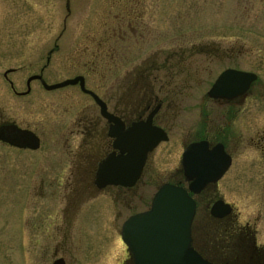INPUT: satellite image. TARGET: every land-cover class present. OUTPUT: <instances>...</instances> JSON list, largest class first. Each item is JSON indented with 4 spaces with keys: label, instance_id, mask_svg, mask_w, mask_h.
I'll return each instance as SVG.
<instances>
[{
    "label": "rangeland",
    "instance_id": "obj_1",
    "mask_svg": "<svg viewBox=\"0 0 264 264\" xmlns=\"http://www.w3.org/2000/svg\"><path fill=\"white\" fill-rule=\"evenodd\" d=\"M215 43L223 46L227 56L218 59L213 52L207 58L210 52L200 51L215 49ZM55 44L57 50H53L46 63L47 52ZM194 45L200 52H196ZM162 50L165 55H180L186 50V55L192 56V79L189 84L183 74L174 79L165 74V84L170 80V86H176L171 95L174 102H179L175 105L179 107V116L172 122L173 130L179 132L159 146L145 171L144 180L153 178L152 185L142 190L149 201L161 184L177 179L174 167L178 165L182 145L199 139L202 133L215 142L223 130L237 135V131L243 133L249 125L264 119V0H0V118L29 128L43 141L41 148L32 153L0 145V264L51 263L50 250L44 253L51 238L39 235L46 229V214L52 216L50 222H55V215L60 212L59 207L51 205L47 185L41 191L37 187L42 178L46 177L44 183L49 182V172L65 159L61 154L66 150L62 148L64 138L61 136V142L54 143L62 130L55 123L58 114L68 112L66 117L74 119L84 107L91 109V101L78 86L45 91L38 82H32L28 95L15 92H24L27 78L38 74L41 68L46 83L87 74L88 87L97 89L100 85L101 91H105L104 81L105 88L111 89L116 76H124L140 59ZM95 67L96 71L91 72ZM229 67L257 76L230 127L228 108L205 99L219 74ZM6 70H14L9 71L7 80L3 77ZM102 76L107 77L102 80ZM226 144L229 147L228 141ZM236 154L233 168L204 192L197 216L205 212L204 202L217 196L232 203L244 216L260 208L257 199L245 193L243 181L247 175L240 170L244 156L241 151ZM257 187L256 182L250 186L254 190ZM108 196L88 202L75 212L69 244L77 264L87 261L86 257L91 259L99 250L104 251L99 264L120 263L128 257L120 231L127 216L134 212L133 205L128 207L125 201L120 204ZM95 202L103 206L105 217L100 209H89ZM252 214L255 212L251 217ZM40 221L41 227L36 228ZM257 230V238L262 241V222ZM56 242L52 245L64 253L65 239L57 238ZM70 262L73 261L69 258L66 264ZM90 262L98 264L92 259Z\"/></svg>",
    "mask_w": 264,
    "mask_h": 264
},
{
    "label": "flooded vegetation",
    "instance_id": "obj_2",
    "mask_svg": "<svg viewBox=\"0 0 264 264\" xmlns=\"http://www.w3.org/2000/svg\"><path fill=\"white\" fill-rule=\"evenodd\" d=\"M212 46L215 49L206 48L200 51H203L204 53L210 52V54H207V58H209L213 52L216 53V55H213L218 59L227 56L226 52L221 48L223 47L222 45L215 43ZM54 47V49L52 48L47 52L46 63L49 62L53 50H57L56 44ZM194 47L196 52H200L197 49V45H194ZM221 52L222 55H220ZM159 55H162V58ZM190 58H192V56H187L186 50L182 51L180 55L176 52L165 55V50L160 51L159 54L158 52L150 53L146 55L144 59H140L139 63L135 64L130 70L125 71L124 76H116V82L111 89L105 88L107 85L104 81L103 84L105 91H101L100 85L97 89H91L87 86V74L86 76H82L85 89L91 91L103 103L104 113H108V117L103 115L101 112V106L89 93L81 91L78 83L50 90L54 91L78 86L81 93L87 96L91 101V109L84 107L76 114L77 116L74 119H68L66 117L68 112L58 114L60 117L55 123L60 129L62 128V130L59 137L55 138L54 143L58 144V142H61L59 141L61 136L64 138L62 140V148H66V150L64 149L61 154L65 156V159L60 161L57 167L49 172L48 175L52 176L50 181L44 183L46 177L42 178V181H40V184L37 187L38 191H41L45 190L44 184L47 185V188L51 192V205L57 206V208L59 207L60 212V214L55 215V222H50L52 216L49 213L46 214L48 220L43 221V226L47 230L39 231V236L51 238L49 245L45 247L44 250V253L47 254L48 249L50 250V264H54L56 260H61L59 264H66L69 258L73 261L70 262V264H77V260L74 257V249L72 248V245L69 244L72 243V241H69L71 238L69 228L72 225L75 212L84 204L99 200L100 198L105 199V197H109L108 195H110L111 198L117 201V203L122 204V201H125V203H128V207L133 205L132 209L134 212L129 216L149 209L153 194L149 201L148 196L143 194L142 190L152 185L151 181L153 178H146L144 180L143 177L155 151L161 146V144H165V139L152 151L147 153L139 177L133 185L122 186L120 184H102L99 181V175L104 173V162L108 159L109 155L113 154V157H115L114 159H116L120 154L119 149L114 147L115 138H112L109 133L112 126H114L113 129L119 131V133L129 131L130 133L135 132L136 135L137 133H148V129L157 127L162 130L164 136H167L166 141L170 140V137L173 136L174 132L178 134L179 131L173 130L175 125L172 122H175L179 116L177 110L179 107L175 106L179 105V102H174V97L171 95V92L175 90L176 86L174 84L170 86V80L165 84V74L169 79H174L177 74H183L184 77H186V81L188 80V83L190 84L192 75H190L189 68L193 64L191 60H189ZM196 62L202 66L200 60H197ZM96 68L97 67L93 68L91 72L96 71ZM229 69L250 72L233 67L226 68L223 71ZM43 70L44 68H41L38 73L42 80ZM171 72L175 73V75H170ZM8 73L9 70H6L3 73V77L6 80ZM106 77L107 76H102L99 78L105 80ZM69 78L70 77L67 79ZM41 79H34L30 84L32 82H38L43 88ZM161 79L162 82L160 83L159 81H161ZM254 82L250 84L249 88L243 95L233 97L232 99H213L208 96L205 97V99L207 98L208 100H211L212 103L220 107L228 108L230 111V113H228V127L231 125V120L237 118V108L243 106L246 102L245 100L248 99L251 86ZM8 83L12 87L9 81ZM168 84L169 86H167ZM30 92L31 88L29 93ZM15 93L21 95L19 94L20 92ZM29 93L21 96L28 95ZM240 112L241 111H238V114ZM235 113L236 115L234 116ZM9 124H15L21 129L30 130L29 128L22 127L17 122L4 118L3 116L0 118V127ZM261 126L262 128H260ZM3 132L6 136L9 133L5 129ZM64 132L66 134H64ZM202 134L204 136H202ZM202 134L199 139L192 140L187 144H184V146L182 145L178 165L174 167V171L177 173L175 178L177 179H174V181H172V179L167 181L169 184L186 189L189 196L194 201L195 208L190 225V246L202 258L213 264H264V238L262 241L257 238V227H259L260 222L264 224V119L260 118L258 124L254 123L249 125V128H245L243 133L237 131V135L231 136L232 134H228L227 130H223L219 133V138H217L215 142H210L206 137V134ZM37 137L39 138V148L36 150L11 146L8 142L1 140L0 145L7 149L32 153L39 150L43 145L42 139L38 135ZM200 141L207 142V148L209 150L215 145H220L222 147L223 152L229 157V166L224 174L233 168L232 166L237 151L242 152L244 158L241 162L240 170L243 175H247L244 177L245 181H243V187L245 193L254 196V198L257 199L256 205L260 206V208L257 207V210H252L251 213L255 212V214H252V217L251 213L247 216L241 215L239 211H236L235 206L232 203L225 201L220 196H217L210 202H204L206 204L205 212L197 216L204 192L213 188V186H216L220 180L218 179L215 183H207L198 193L189 191V183L191 181L187 180L184 174L182 153L189 144ZM227 141L229 142V147H227ZM166 153L169 155V148L166 150ZM162 155L163 160L161 163L164 165L165 147L161 150V156ZM44 174H46V172ZM255 182L258 185L256 188L257 190H254V187L250 188L252 183ZM232 184L233 183H230V185ZM53 201H55L57 205ZM217 201H223L228 205V211L226 214L220 216L212 215L211 209ZM138 204H140V207H138ZM99 206L100 203L95 202L89 207V209L92 208L94 212H97L98 209H100V211H103L102 216L105 217V212L102 208L103 206ZM129 216H127V218ZM58 221H61V223L58 224ZM41 223L42 221L36 225V228H40L42 225ZM201 232L202 237H199V233ZM59 235L65 239V243L63 244L65 245L63 246L64 251H62L64 253L58 252L59 250L55 249V246L52 245L53 242H56L57 238H61ZM126 251L128 257L122 262H116L115 264H134L127 248ZM103 255L104 251L101 252L99 250L93 253L91 259L99 264ZM41 257L42 254L39 256V259H41ZM89 259V257H86L85 260L87 261L83 264H94L91 263V259ZM38 263L43 264L34 261V264Z\"/></svg>",
    "mask_w": 264,
    "mask_h": 264
},
{
    "label": "water",
    "instance_id": "obj_3",
    "mask_svg": "<svg viewBox=\"0 0 264 264\" xmlns=\"http://www.w3.org/2000/svg\"><path fill=\"white\" fill-rule=\"evenodd\" d=\"M11 71V70H9ZM252 72L225 70L215 80L207 96L213 99H232L243 95L250 84L256 79ZM40 75H32L26 81L27 89L21 95L30 91L29 84ZM79 84L81 91L89 93L101 106L103 103L84 87L82 76L65 79L54 84H47L41 79L45 90H53L68 85ZM112 126L110 136L114 139V147L120 154L116 159L113 154L103 164V174L99 175L102 184H120L131 186L139 177L146 155L161 141L167 139L162 130L154 127L148 133L115 131ZM9 133L6 136L3 130ZM0 140L18 148H39V138L27 129H21L15 124L0 127ZM207 142L200 141L189 144L182 153L184 174L189 183V191L198 193L207 183H215L229 166V157L220 145L207 148ZM119 174V175H118ZM194 201L188 191L182 187L163 184L154 194L151 206L144 212L130 216L121 227V239L133 259L134 264H213L202 258L191 246L190 225L194 214ZM213 216L226 214L228 205L223 201L214 203ZM56 260L54 264H59Z\"/></svg>",
    "mask_w": 264,
    "mask_h": 264
}]
</instances>
